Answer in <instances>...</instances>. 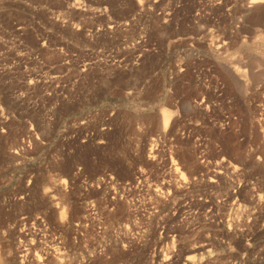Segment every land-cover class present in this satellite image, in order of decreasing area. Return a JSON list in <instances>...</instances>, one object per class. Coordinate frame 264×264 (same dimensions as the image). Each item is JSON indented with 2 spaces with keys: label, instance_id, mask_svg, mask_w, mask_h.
<instances>
[{
  "label": "rangeland",
  "instance_id": "374dc122",
  "mask_svg": "<svg viewBox=\"0 0 264 264\" xmlns=\"http://www.w3.org/2000/svg\"><path fill=\"white\" fill-rule=\"evenodd\" d=\"M252 2L0 0V264H264Z\"/></svg>",
  "mask_w": 264,
  "mask_h": 264
},
{
  "label": "bare ground",
  "instance_id": "6f19581e",
  "mask_svg": "<svg viewBox=\"0 0 264 264\" xmlns=\"http://www.w3.org/2000/svg\"><path fill=\"white\" fill-rule=\"evenodd\" d=\"M264 0H253L254 3H260V2H263ZM252 2V3H253ZM237 74H239L240 76L241 73L239 71H237ZM169 114V113H168ZM167 112L164 114V124L167 126L169 123H170V120H171V116H168ZM171 115V114H170ZM30 250V249H29Z\"/></svg>",
  "mask_w": 264,
  "mask_h": 264
}]
</instances>
